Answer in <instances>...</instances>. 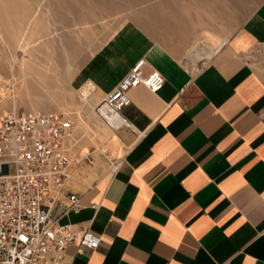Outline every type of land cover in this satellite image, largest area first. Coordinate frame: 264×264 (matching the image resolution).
<instances>
[{"label":"crops","instance_id":"0c3cea01","mask_svg":"<svg viewBox=\"0 0 264 264\" xmlns=\"http://www.w3.org/2000/svg\"><path fill=\"white\" fill-rule=\"evenodd\" d=\"M176 15L163 30L123 24L73 76L93 105L140 58L163 84L127 90L113 168L94 152L70 168L60 205L73 194L79 208L57 222L100 241L68 246V264H264V65L251 57L264 0L214 48Z\"/></svg>","mask_w":264,"mask_h":264},{"label":"rangeland","instance_id":"374dc122","mask_svg":"<svg viewBox=\"0 0 264 264\" xmlns=\"http://www.w3.org/2000/svg\"><path fill=\"white\" fill-rule=\"evenodd\" d=\"M262 1L0 0V111L67 114L80 148L112 167L122 151L93 113L91 93L72 81L85 61L123 24L163 30L176 13L191 27H206L202 43L214 48ZM251 57L264 65V46Z\"/></svg>","mask_w":264,"mask_h":264},{"label":"built area","instance_id":"2783aa9c","mask_svg":"<svg viewBox=\"0 0 264 264\" xmlns=\"http://www.w3.org/2000/svg\"><path fill=\"white\" fill-rule=\"evenodd\" d=\"M143 65L138 59L93 106L110 130L130 127L120 113L129 103V88H161L160 73L143 72ZM75 129L67 114L0 111V264H68V246L76 253L98 246L99 236L88 227L57 222L68 210L79 208L73 194L60 205L70 168L91 160L87 150L77 148Z\"/></svg>","mask_w":264,"mask_h":264},{"label":"bare ground","instance_id":"6f19581e","mask_svg":"<svg viewBox=\"0 0 264 264\" xmlns=\"http://www.w3.org/2000/svg\"><path fill=\"white\" fill-rule=\"evenodd\" d=\"M2 93V92H1Z\"/></svg>","mask_w":264,"mask_h":264}]
</instances>
